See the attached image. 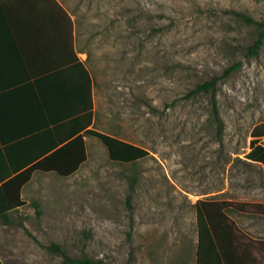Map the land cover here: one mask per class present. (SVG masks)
Masks as SVG:
<instances>
[{"label": "rangeland", "instance_id": "rangeland-1", "mask_svg": "<svg viewBox=\"0 0 264 264\" xmlns=\"http://www.w3.org/2000/svg\"><path fill=\"white\" fill-rule=\"evenodd\" d=\"M58 1L92 77V129L148 156L116 164L86 138L76 173L36 175L24 187L26 205L11 225L0 222V261L62 264L54 244L72 260L193 264L197 201L264 204V170L245 159L264 122V42L246 57L257 30L232 14L264 21V0ZM212 77L217 120L210 93L190 94Z\"/></svg>", "mask_w": 264, "mask_h": 264}, {"label": "crops", "instance_id": "crops-1", "mask_svg": "<svg viewBox=\"0 0 264 264\" xmlns=\"http://www.w3.org/2000/svg\"><path fill=\"white\" fill-rule=\"evenodd\" d=\"M56 4L65 11L58 0H0V150L6 149L12 161L42 150L51 130L88 112L90 101L94 111L93 81L89 88L75 65V61L81 64L90 75L76 48L74 19L67 13L70 28ZM36 175L58 177L35 172L26 185ZM236 226L247 238L264 242V225ZM232 243L222 247L226 264H257L256 259L264 264V255L251 251L249 242L242 243V250ZM13 261L25 264L28 260Z\"/></svg>", "mask_w": 264, "mask_h": 264}, {"label": "trees", "instance_id": "trees-1", "mask_svg": "<svg viewBox=\"0 0 264 264\" xmlns=\"http://www.w3.org/2000/svg\"><path fill=\"white\" fill-rule=\"evenodd\" d=\"M56 7L67 19L71 28L72 22L68 14L62 11L58 4ZM232 14L246 25L253 26L257 30L255 40L245 49L246 57H256L264 42V21H255L241 13L233 12ZM75 63L86 76L90 88L92 78L81 64L76 61ZM230 71L231 68L225 70L222 77L229 74ZM219 79V77H212L208 81L197 84L190 92L192 95L210 93L215 120L218 116L214 94ZM92 119L93 110L90 101L88 112L64 123L60 129L51 130L52 135H48L47 144L42 147V150L30 151L24 156H17L16 160L13 161L6 149L0 150V222L3 225L11 224L10 214L26 204L21 199L20 193L33 173H54L60 178H68L78 171L87 158L84 137L98 140L106 149L110 161L116 164H132L148 156V152L143 148L95 131L91 127ZM250 138V150L245 159L261 165L264 170V122L253 127ZM194 208L195 264H226V259L222 257V247L226 244L233 245L232 242H235L238 248L242 250L244 249L242 243L247 241L250 244L249 249L255 251L257 256L263 257L264 242L247 238L227 213L232 211L241 215L264 219V204L235 201H197ZM36 214L39 215L38 212ZM19 226H22V223L19 222ZM48 250L59 253L63 258L62 264H103L102 261H93L86 257L69 259L54 244H51ZM206 258H209L207 263ZM256 262L259 264V259H256Z\"/></svg>", "mask_w": 264, "mask_h": 264}]
</instances>
